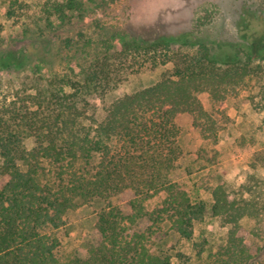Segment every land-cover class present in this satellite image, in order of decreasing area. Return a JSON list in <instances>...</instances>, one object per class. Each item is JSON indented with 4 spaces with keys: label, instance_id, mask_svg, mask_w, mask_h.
<instances>
[{
    "label": "trees",
    "instance_id": "obj_1",
    "mask_svg": "<svg viewBox=\"0 0 264 264\" xmlns=\"http://www.w3.org/2000/svg\"><path fill=\"white\" fill-rule=\"evenodd\" d=\"M91 1L104 5L115 0ZM249 7L240 20L247 43L233 45V57L230 52L220 56L226 45L222 41L206 45L201 42L205 39L192 41L186 36V42L203 46L202 55L177 64L173 75L116 98L102 121L89 97L104 87L98 72L89 68L82 70L83 77L66 76L50 88L36 109L12 112L6 118L0 112L1 170L8 177L0 185V264H175L155 250L154 239L166 237L169 229L190 239L194 221L205 213L204 201L192 196L182 182L178 159L183 148L176 117L181 112L195 117L198 111L205 113L199 92L245 77L250 62L264 56V3ZM66 9L84 12L86 6L83 0L56 4L62 18L67 17ZM250 32H260L261 37H250ZM41 34L32 38L41 39ZM43 35L46 43L41 45L47 49L53 45L52 37ZM118 39L125 50L170 43L169 39L147 43L127 33ZM17 41L0 38V70L22 69L33 62L39 50L16 47ZM41 66L40 61L32 64ZM28 138L33 140L31 147L25 143ZM213 193L214 214L234 212L238 218L258 205L255 193L239 207L226 199L222 188ZM122 195L130 196L128 212L110 202ZM98 198L107 202L96 223L100 237L80 257L67 245L65 216ZM142 219L150 224L140 227ZM237 264H264V242Z\"/></svg>",
    "mask_w": 264,
    "mask_h": 264
},
{
    "label": "rangeland",
    "instance_id": "obj_2",
    "mask_svg": "<svg viewBox=\"0 0 264 264\" xmlns=\"http://www.w3.org/2000/svg\"><path fill=\"white\" fill-rule=\"evenodd\" d=\"M66 2L0 0V38H16V47L39 50L22 69L0 70V112L5 118L12 112L23 114L38 108L50 88H56L66 76L83 77L82 70L89 68L98 72L104 87L89 97L102 121L116 98L173 75L177 64L202 55L203 46L186 42V36L192 41L205 39L201 42L206 45L222 41L226 45L220 56L225 58V52H230L233 57V45L247 43L241 17L245 10L251 11L249 5L264 0H115L104 5L83 0L84 12L66 9L67 17L62 18L56 4ZM126 33L147 43L156 39H169L170 43L155 49L125 50L118 36ZM39 34L41 39L32 38ZM43 34L52 37L53 45L47 49H43ZM249 36L260 38L261 33L250 32ZM68 38L74 47L70 48ZM57 48H61L59 53ZM39 61L41 68H33ZM198 97L205 113L198 111L195 117L181 112L176 117L183 148L178 164L185 189L205 203L204 217L194 221L193 237L169 229L166 237L154 239L155 250L175 264H237L264 242V56L250 62L245 77L214 91L207 88ZM32 142V138L25 141L29 147ZM7 178L0 159V185ZM216 187L238 207L255 193L259 206L251 212L243 210L247 213L238 218L234 212L214 214ZM128 198L115 196L110 202L128 212ZM106 205L98 198L66 214V242L76 255L85 257L89 245L98 241L96 223ZM139 224L150 223L142 219Z\"/></svg>",
    "mask_w": 264,
    "mask_h": 264
}]
</instances>
